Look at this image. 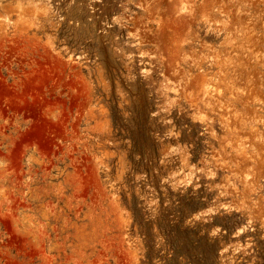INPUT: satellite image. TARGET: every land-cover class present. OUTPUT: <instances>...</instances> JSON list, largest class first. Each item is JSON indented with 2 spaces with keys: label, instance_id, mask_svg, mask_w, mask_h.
I'll use <instances>...</instances> for the list:
<instances>
[{
  "label": "rangeland",
  "instance_id": "1",
  "mask_svg": "<svg viewBox=\"0 0 264 264\" xmlns=\"http://www.w3.org/2000/svg\"><path fill=\"white\" fill-rule=\"evenodd\" d=\"M0 264H264V0H0Z\"/></svg>",
  "mask_w": 264,
  "mask_h": 264
}]
</instances>
